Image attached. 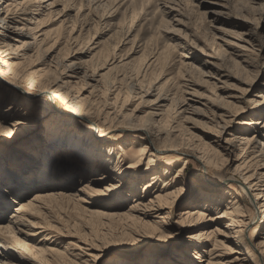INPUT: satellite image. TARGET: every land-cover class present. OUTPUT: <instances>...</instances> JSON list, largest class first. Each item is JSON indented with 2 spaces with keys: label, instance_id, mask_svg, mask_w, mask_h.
Here are the masks:
<instances>
[{
  "label": "bare ground",
  "instance_id": "6f19581e",
  "mask_svg": "<svg viewBox=\"0 0 264 264\" xmlns=\"http://www.w3.org/2000/svg\"><path fill=\"white\" fill-rule=\"evenodd\" d=\"M73 1H89L93 6L117 0H0V264H95L101 256L98 248H62L54 244L56 230L38 220L39 214L52 217L51 203L70 197L72 182L90 171L96 177L69 199L84 212L128 219L136 228L138 223L171 225L176 208L187 193L193 194L178 223L183 232H195L185 237L182 245L166 243L139 259L118 256L109 264H264V86L259 98L250 102L239 100L234 93L223 96L215 91L214 96H201L196 87L204 85L190 76L182 83L185 93L178 97L169 90L156 94L155 88L144 91L138 81H131V87L124 90V78L110 79V75L130 61L115 51L103 61L99 53L81 61L71 55L60 56L62 48L56 52V45H52L41 62H36L33 46H44L50 39V33L39 28L41 17L60 20L59 25L67 28ZM158 1L165 14L177 10L180 2ZM79 14L80 10L74 24ZM56 16L58 19H54ZM77 37L69 34L66 43L75 42ZM214 54L218 59L225 57L220 49ZM181 57L179 72L187 75L197 66L187 60V53ZM156 60L153 56L147 65ZM92 62L96 63L92 66ZM205 64L211 67L202 75H216L219 80L232 76L220 71L221 67H217L218 73L211 71L222 65L218 60L206 59ZM207 81L211 80L203 82ZM211 83L219 88L216 81ZM252 84L253 80L247 82ZM139 89L143 94L156 95L150 112L141 116L125 110L129 99L142 94ZM243 102L247 104H239ZM195 116L216 127L203 132L210 142L186 129L185 123ZM236 122L242 126L232 132ZM42 124L44 137L80 130L77 139L85 163L70 164L67 154L55 163L53 155L45 154L36 174L31 153L37 151ZM129 133L133 135L124 136ZM9 157L16 164L8 167ZM190 157L197 160L203 175L195 187L188 189L190 181L182 171ZM180 164L173 173L174 165ZM65 175L70 176L68 182L59 184ZM108 181L111 183L96 188ZM33 189L37 191L26 199ZM237 189L245 193L247 203L240 199L243 194ZM13 194L18 197L13 198ZM12 198L17 205L6 220ZM107 203L114 204V209L90 208L112 206ZM127 204V210H123ZM252 224L255 226L250 229ZM39 234L40 239L35 236L31 241L30 236Z\"/></svg>",
  "mask_w": 264,
  "mask_h": 264
},
{
  "label": "rangeland",
  "instance_id": "374dc122",
  "mask_svg": "<svg viewBox=\"0 0 264 264\" xmlns=\"http://www.w3.org/2000/svg\"><path fill=\"white\" fill-rule=\"evenodd\" d=\"M158 3V0H117L114 3L93 4V6H90L89 1H73L69 5L72 10L69 11L71 20L67 24V28L59 25L60 20L53 21L51 18L41 17L43 23L39 28L42 27L44 31L50 33V39L44 46L39 44L33 46L34 51L31 52L34 54L33 60L40 63L47 49L52 45H56V52L62 48L60 56L67 57V55H71L70 58H78L81 61L98 53L101 56V61H103L106 55L115 51L121 58L130 61V63L115 69L110 75V79L115 78V76L119 80L124 78L122 81L124 90L131 87V81H138L144 91L155 88L153 94H156L159 91L169 90L173 95L180 97L185 93L183 92L182 83L192 76L204 85L196 87L201 96H214L213 92L216 91L223 96L234 93L239 97V100L242 99L241 101L250 102L249 99L259 98L257 95L261 92V86H264V0H180L175 7L177 10L172 14H165ZM61 7V5L58 6V8ZM79 10V19L77 24H74L73 21H75ZM35 31L36 29L33 30L34 33H36ZM79 32H81L80 35ZM69 34L78 35L75 42L66 43ZM217 49L223 52L224 59H218V56L214 54ZM76 51H78V54ZM182 53H187L190 56L187 60L194 62L198 69L197 67L194 68L187 75L184 71L179 72L180 64L177 63L182 58ZM153 56L157 57V60L151 66H148L147 63ZM206 59L218 60L222 63L221 66L216 65V68L214 67L211 71L216 73L222 71L232 76H225L219 80L220 77L216 75H213L215 78L202 75V71L210 70L211 67L205 64ZM94 63L96 62H92V66ZM217 67H221L220 71L217 70L219 69ZM208 79L212 82L216 81L219 88H216L211 81L203 82ZM251 80H253L252 87L247 85V82L250 83ZM220 86L223 88H220ZM85 88L91 89L88 86H85ZM144 91H141L142 94L136 98L129 99L125 108L127 112L133 111L139 116L150 112V107L155 102L156 95L143 94ZM186 96L191 95L186 93ZM138 97L140 98L138 99ZM141 97L145 101H141ZM239 104L244 105L247 102ZM245 115H248V112ZM194 118L191 121L192 123H185L186 129L200 139L210 142L208 138H205L203 132L209 133L216 127L203 117L195 116ZM243 119H238V121L241 122ZM240 122H236V128L232 132H235L237 127L242 126ZM45 131V126L42 124V127L38 130V134H42L39 137L38 149L36 148L35 153H31L33 155L31 160L36 164L34 169L36 174L39 168L43 166L41 161H44L45 154L53 155L55 163L63 154L69 155L68 162L70 164L85 163L84 157H82L84 154H81L82 150L77 139L80 130H69L67 133H60L56 137L50 133L48 137H44L43 133L45 134ZM131 135L133 134L129 133L124 136ZM223 136L227 137L229 135L224 134ZM126 139L128 141L129 138ZM8 161L12 164L8 167L16 164L10 157ZM187 161L182 174H185L190 181L187 186L189 189L193 185L195 187V184L202 180L201 175L203 174H201L202 171L197 164V160L190 157ZM180 166L181 164L174 165L173 173H176ZM230 168L233 169L234 166ZM15 170L13 169V171ZM90 172L86 177L72 182L71 188L68 190L70 197L51 203L50 215L52 217L39 214L41 218L38 220L47 223L49 227L56 230L57 234L54 233L55 237L53 238L54 244H58L62 248L63 246L64 248L70 246L72 249L76 245H84L88 248L93 246L92 250L98 248V252L101 254L95 264H109L113 258L118 256L131 255L139 259L145 253L158 250L166 243L182 245V240L195 232V230L187 231V229V232H183L179 229L178 223L180 212L184 207H187L186 202L193 198L191 193H187L182 204L179 208H176L170 220L171 225H167V227L156 226L152 223H138L136 228L132 225V221L128 219L109 218L107 216L102 218L101 215L82 211L76 202L69 198L76 196L79 193L78 189L91 182L93 177H96V175H93V171ZM69 178V175H65L58 182L63 184L68 182ZM110 183V181L105 182L104 185H97L96 188H103ZM36 189L30 191L26 199L31 198L37 191ZM237 191L243 194L240 199L247 203L248 198L245 193L240 189H237ZM12 197L17 198L18 195L13 194ZM13 198L10 199V207L5 213L6 220L9 219L17 205L13 202ZM97 201L102 202L99 198H97ZM111 201L112 199L107 202ZM85 204L83 203V205ZM107 204L112 206L101 207L98 205V207H94L92 205L90 208L114 209V204ZM128 205L123 210H127ZM225 222L220 228H223ZM254 226L255 224H252L250 229H253ZM35 236L36 239L42 237L41 234L32 235L30 236L31 241ZM21 237L24 238V235H21ZM232 255L229 254L228 256ZM228 256L222 261L227 260ZM235 256L237 255L235 254ZM36 264L49 263L37 262Z\"/></svg>",
  "mask_w": 264,
  "mask_h": 264
}]
</instances>
